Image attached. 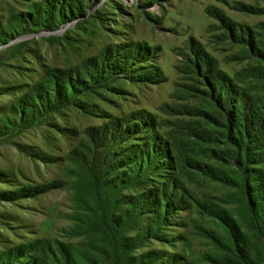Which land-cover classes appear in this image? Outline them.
Instances as JSON below:
<instances>
[{
	"label": "rangeland",
	"instance_id": "rangeland-1",
	"mask_svg": "<svg viewBox=\"0 0 264 264\" xmlns=\"http://www.w3.org/2000/svg\"><path fill=\"white\" fill-rule=\"evenodd\" d=\"M0 264H264V0H0Z\"/></svg>",
	"mask_w": 264,
	"mask_h": 264
},
{
	"label": "trees",
	"instance_id": "trees-1",
	"mask_svg": "<svg viewBox=\"0 0 264 264\" xmlns=\"http://www.w3.org/2000/svg\"><path fill=\"white\" fill-rule=\"evenodd\" d=\"M240 124V123H239ZM239 124L234 128L235 129V131H236V133L238 134V136H239V142H238V147L240 148V150H243L244 151V153H245V148H247V146H245V144H243V142H244V139L242 138V135L240 134V126H239ZM244 133H245V131H244ZM258 203V202H257ZM256 203V204H257ZM255 204V205H256ZM255 207H258L257 209H259L257 212H262V206H258V205H256ZM240 254H242V253H240Z\"/></svg>",
	"mask_w": 264,
	"mask_h": 264
}]
</instances>
